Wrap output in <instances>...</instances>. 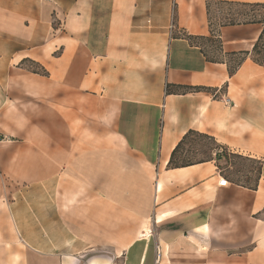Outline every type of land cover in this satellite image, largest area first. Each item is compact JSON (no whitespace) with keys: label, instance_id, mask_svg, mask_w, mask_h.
I'll return each instance as SVG.
<instances>
[{"label":"crops","instance_id":"1","mask_svg":"<svg viewBox=\"0 0 264 264\" xmlns=\"http://www.w3.org/2000/svg\"><path fill=\"white\" fill-rule=\"evenodd\" d=\"M211 2L264 5L0 0V264H264V24ZM191 132L256 186L172 166Z\"/></svg>","mask_w":264,"mask_h":264},{"label":"rangeland","instance_id":"2","mask_svg":"<svg viewBox=\"0 0 264 264\" xmlns=\"http://www.w3.org/2000/svg\"><path fill=\"white\" fill-rule=\"evenodd\" d=\"M212 20L214 25L222 26L236 22H264V5L261 7H240L211 2ZM255 60L264 64V40L254 56ZM219 153L218 167L220 173L231 182L248 187H255L261 176L262 166L257 160L248 159L236 154L221 152L214 140L199 135L188 137L180 148L177 165H187L214 159Z\"/></svg>","mask_w":264,"mask_h":264},{"label":"trees","instance_id":"3","mask_svg":"<svg viewBox=\"0 0 264 264\" xmlns=\"http://www.w3.org/2000/svg\"><path fill=\"white\" fill-rule=\"evenodd\" d=\"M261 6H262V5L254 6V7H261ZM252 22H259V23L264 24V22H261V21H252ZM236 23H239V22H236ZM236 23L234 22V23H230V24H236ZM245 23H247V22H245ZM226 25H228V24H226ZM263 40H264V30H263V32H262L260 38H259L258 43L256 44V46H255V48H254V56L258 53V50L260 49V46H261ZM254 59H255V57H254ZM255 61H256L257 63H259V64H261V65L264 66V64L258 62L257 60H255ZM191 135L205 136V137H208V138L212 139L211 137H209V136H207V135H202V134H198V133H194V132H191V133H189L188 135H186L185 138L183 139V141L178 145V147H177V148L175 149V151L173 152L172 159H171V163H170L172 166H174V167H178V166H188V165L194 164V163L187 164V165H177V164H175V161H176V159L178 158V155H179V152H180V148L184 145V143L186 142V140L188 139V137H190ZM212 140H213V139H212ZM214 142H215V141H214ZM220 149H221V152H222V153H223V152L230 153V152H228L226 149H223V148H220ZM231 154H233V153H231ZM220 158H221V157H220L219 153H218V154L216 155V157L214 158V159L217 161V165H218V162L220 161ZM210 160H212V159H210ZM200 162H204V161H200ZM196 163H197V162H196ZM218 169L220 170L219 167H218ZM257 183H258V182H257Z\"/></svg>","mask_w":264,"mask_h":264},{"label":"built area","instance_id":"4","mask_svg":"<svg viewBox=\"0 0 264 264\" xmlns=\"http://www.w3.org/2000/svg\"><path fill=\"white\" fill-rule=\"evenodd\" d=\"M223 183H227V180H223Z\"/></svg>","mask_w":264,"mask_h":264}]
</instances>
